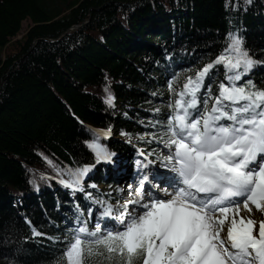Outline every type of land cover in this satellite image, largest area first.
<instances>
[{
	"label": "trees",
	"instance_id": "1",
	"mask_svg": "<svg viewBox=\"0 0 264 264\" xmlns=\"http://www.w3.org/2000/svg\"><path fill=\"white\" fill-rule=\"evenodd\" d=\"M229 32L261 62L242 79L264 86V0H0V264H58L62 198L80 197L61 181L108 168L86 141L98 137L114 160L135 154L130 143L154 147L173 103L168 81L178 75L179 90ZM223 76L221 65L214 85Z\"/></svg>",
	"mask_w": 264,
	"mask_h": 264
},
{
	"label": "snow or ice",
	"instance_id": "2",
	"mask_svg": "<svg viewBox=\"0 0 264 264\" xmlns=\"http://www.w3.org/2000/svg\"><path fill=\"white\" fill-rule=\"evenodd\" d=\"M258 63L243 38L229 32L215 59L189 70L179 90L178 75L168 81L173 103L151 139L167 149L158 156L160 166L175 176L142 175L135 198L118 216L116 206L98 201L100 215L112 219L90 229L78 218L58 264H264V220L240 215L241 203L249 212V203L264 212V86L242 79ZM221 65L223 79L214 85ZM113 99L109 95L107 102ZM86 144L97 160L109 158L98 137ZM90 167L70 171L73 179L61 182L75 188ZM129 204L143 210L130 213Z\"/></svg>",
	"mask_w": 264,
	"mask_h": 264
},
{
	"label": "rangeland",
	"instance_id": "3",
	"mask_svg": "<svg viewBox=\"0 0 264 264\" xmlns=\"http://www.w3.org/2000/svg\"><path fill=\"white\" fill-rule=\"evenodd\" d=\"M29 26H30V22H29V20H25V21H23V22H22L21 31H20V33L16 36V38H20V37H21V34L24 33V32L26 31V29H27ZM16 38H14V39H16ZM112 136H113V135H112ZM112 138L116 139L117 137H116V135H115V136H113ZM127 143H128V142H127ZM128 145L131 147V145H133V143H132L131 145L128 143ZM154 145H155L154 147H149L147 150H145V149L142 148L143 151L140 150L139 153H138V155L136 156V157H137V161H135V160H130L131 163H132V165H133V167L130 166L128 169H130V171H134V172H136V174H134V177L131 178V179H135L134 181L131 182V180H130V178H129V180H123V183L121 182V183H119V185L112 184V185H110L109 187H108V186L102 187L101 185H99V187H97V188H99V189L102 190V191H101V195H103V194H109V195H111L112 197H118V198H120V197H122V196H120V195H121V191H117V189H123V188L126 186V184H131V183H133L132 186H133L134 188H132L131 192L129 193V196H131V197H129L126 201H130V200L134 199L135 196H136L135 188L137 187V181L142 177V175L146 174V167H145V165L148 163V161L146 162V158H147L148 156L151 158V160L154 161V164L156 165V167L154 168V172H158V173L161 174V175H165L164 172H162V171H165V170L170 171V170L167 169V168L161 167V166H160V165H161V160L158 159V156H160L161 153H162L163 155H167V154H168L167 149L164 147L163 144H161L159 141H156V140L154 141ZM120 158H122V156H121ZM126 158H127V157H126ZM45 160H46L47 163H49V161L53 162L49 157H45ZM128 160H129V158H127V159L125 160V163H124L123 159H122V160H119L118 163H117V165H119L121 168H123L122 166H126V165H129V164H130ZM138 161L141 162V163L138 164V163H137ZM105 162H110V161H109V160H107V161L105 160ZM145 163H146V164H145ZM153 167H154V166H153ZM150 168H151V167H149V169H150ZM164 169H165V170H164ZM169 173L172 174V172H169ZM124 181H125V182H124ZM152 183H153V182H152ZM154 184H156V182H154ZM160 188H161V187H160ZM162 188H163V187H162ZM147 190H148V189H145V191H147ZM161 193H162V192H161ZM161 197H163V193H162ZM124 203H125V202H124V198H123L122 201L119 202V205H118L117 203H113V202H111L110 204L113 205V206H118V207H116V209H117V208L121 207ZM96 205H98V204H96ZM105 205H107V204H105ZM240 207H241V208L244 207L243 203L240 204ZM249 208H250L251 211H252V212H250L251 214H250L249 216H251L252 218H254L257 222H259L260 220H264V212H262V211H260V210H257V209L255 208L254 205H251V203H249ZM131 209H136L137 212H140V211L143 210V209H142L141 207H139V206L129 204V205H128V210H129V212H130ZM98 210H99V212L102 211V209L99 208V206H98ZM103 212H104V211H103ZM113 214H118V213L114 211ZM244 217H245V216H244ZM88 218H89L88 215H85V219H88ZM245 218H248V217H245ZM89 219H90V218H89ZM85 222L87 223V226H88L90 229L94 227V226L90 225L91 223L88 224V223H89V220H87V221H85ZM93 224H96V222H94ZM226 225H227V223H226ZM63 226H64L63 223H59V224H57V228H59V229H61L63 232H65L64 234L61 235L62 238L64 239V241H66V238H67L68 240H70V239H71V236H70L69 231H68V233H67V230L69 229L70 231H72L73 228H72V229H71V228H65V227H63ZM109 226H111V225H109ZM221 235L226 237V227H225L224 233L221 234Z\"/></svg>",
	"mask_w": 264,
	"mask_h": 264
},
{
	"label": "bare ground",
	"instance_id": "4",
	"mask_svg": "<svg viewBox=\"0 0 264 264\" xmlns=\"http://www.w3.org/2000/svg\"><path fill=\"white\" fill-rule=\"evenodd\" d=\"M107 130H105V129H103V130H100L99 131V133H104V132H106ZM110 135V134H109ZM108 135V136H109ZM122 160V159H121ZM148 161V160H147ZM148 164V163H147ZM123 167V166H122ZM149 167H152L151 166V164H149L148 165V167H146V174H151V173H153L154 171H152V169L150 168L149 169ZM122 169H124V168H122ZM121 169V170H122ZM127 172V171H126ZM162 176H164V175H162ZM130 180H131V182L132 181H134L135 179H131L130 178ZM155 182V181H154ZM123 183V182H122ZM157 183V182H156ZM116 185H119V183L118 184H116ZM128 185H133V183H131V184H126V186L122 189V191H121V195L120 196H122V198H124V202L129 198V197H131V196H129V193L131 192V190H132V188H134L133 186H132V188L131 189H129L128 188ZM162 185H164V187H166V185L165 184H163L162 183ZM163 187V188H164ZM147 188V187H146ZM129 211V210H128ZM133 211V209H131L130 210V213ZM252 212V211H251ZM251 213L248 211V209H245V207H240V215L241 216H245V217H249V215H250ZM103 217V221H105L104 220V216H102ZM229 217H231V213L229 214ZM226 223H228V221H226ZM224 233V231L221 233V234H223Z\"/></svg>",
	"mask_w": 264,
	"mask_h": 264
},
{
	"label": "water",
	"instance_id": "5",
	"mask_svg": "<svg viewBox=\"0 0 264 264\" xmlns=\"http://www.w3.org/2000/svg\"><path fill=\"white\" fill-rule=\"evenodd\" d=\"M79 26H81V24L71 26L69 29H67L65 32H63V33L60 35V37L63 36L66 32H69V31H72V30H76Z\"/></svg>",
	"mask_w": 264,
	"mask_h": 264
}]
</instances>
